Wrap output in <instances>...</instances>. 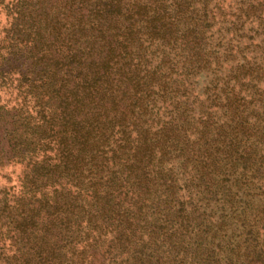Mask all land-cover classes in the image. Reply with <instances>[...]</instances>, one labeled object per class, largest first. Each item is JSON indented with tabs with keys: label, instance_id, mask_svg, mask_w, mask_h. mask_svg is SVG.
Instances as JSON below:
<instances>
[{
	"label": "trees",
	"instance_id": "16d2710c",
	"mask_svg": "<svg viewBox=\"0 0 264 264\" xmlns=\"http://www.w3.org/2000/svg\"><path fill=\"white\" fill-rule=\"evenodd\" d=\"M0 7V264H264V0Z\"/></svg>",
	"mask_w": 264,
	"mask_h": 264
},
{
	"label": "rangeland",
	"instance_id": "374dc122",
	"mask_svg": "<svg viewBox=\"0 0 264 264\" xmlns=\"http://www.w3.org/2000/svg\"><path fill=\"white\" fill-rule=\"evenodd\" d=\"M5 24H6V17H5V14H4L3 10L0 7V28H2ZM242 33L244 34L245 32H243V30H242ZM245 34H247L248 36H251V37H253L255 35L254 33L250 34L249 32H246ZM259 40H261V39H259ZM257 41H258V39H257ZM250 43H252V42H247L245 40V43H241L240 44V45H242L241 47H245V44H246L248 46V48L249 47L250 48H249V50H246L244 53H242V56H239V57H242V58H244L246 60H248V59L250 60V59L254 58L252 60H254L256 63H258L260 61L259 64H260L261 67H263L264 63L261 62V60L259 58L260 55H261V51L257 50L254 47V45L250 44ZM259 45L262 46L263 44L261 43ZM239 57H238V59H239ZM209 80H210L209 77H205V76H202L199 79H197L196 80V84L198 86L196 87V89L198 91L204 89L206 86L209 85ZM14 170H16L17 173L19 172L18 167L16 169H14ZM10 171H12V168H10ZM205 212H206V214H212V215H215V216H219V215H221V212H222V206L220 204L219 205L218 204L215 205L213 203H210L209 207H207Z\"/></svg>",
	"mask_w": 264,
	"mask_h": 264
}]
</instances>
